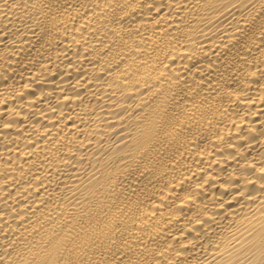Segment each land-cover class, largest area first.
<instances>
[{"label":"bare ground","instance_id":"bare-ground-1","mask_svg":"<svg viewBox=\"0 0 264 264\" xmlns=\"http://www.w3.org/2000/svg\"><path fill=\"white\" fill-rule=\"evenodd\" d=\"M0 264H264V0H0Z\"/></svg>","mask_w":264,"mask_h":264}]
</instances>
